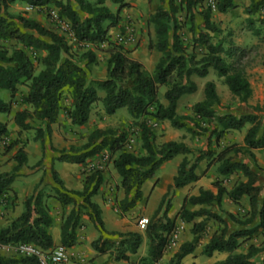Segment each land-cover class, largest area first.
<instances>
[{
    "label": "trees",
    "instance_id": "16d2710c",
    "mask_svg": "<svg viewBox=\"0 0 264 264\" xmlns=\"http://www.w3.org/2000/svg\"><path fill=\"white\" fill-rule=\"evenodd\" d=\"M127 0H0V43L14 42L19 48L8 54L0 48V90L10 93L11 100L18 94V87L25 85L27 92L20 95V105L25 109L15 113L14 123L20 131H26L35 125V140L41 144L43 156L50 140L51 126L56 124L58 116L63 113L74 127L85 126L90 117L92 107L101 102L106 116H113L124 109L135 122L139 130V142L143 153L135 155L125 150L126 134L117 129H96L87 138L81 149L69 148L56 153L53 161L74 165H82L86 160L107 151L112 160V167L120 181L123 198L116 204L115 211L119 216L130 212L142 201L143 184L154 178L156 171L165 162L176 156H187L192 151L182 142L155 143V134L146 119L154 122H169L176 130H185L190 136L204 135L206 150L198 151L197 157L180 162L172 185L161 199L157 210L148 220L144 230L147 241V256L139 264H157L166 248L173 240L177 226L167 217L171 207V197L176 189H181L199 179L195 174L200 161L208 160L207 167L217 164V172L222 177L240 174L245 182L236 181L233 188L226 192L220 181L213 182L217 190H200L197 196L186 197L178 212V218L184 223H194L190 233L192 240L183 244L173 256L169 264H180V261L191 254L205 235L209 220L218 224L217 230L203 247L201 255L211 257L215 252L226 253V259L219 264H264V189L257 185V175L246 164L235 159L238 155L249 154L250 150L264 149V120L260 121L255 114L236 116L229 109L220 105V99L213 82L204 86V98L192 106L190 116L178 115L177 108L181 99L196 92V84L192 78H205L212 69L233 98L240 104H246L252 95V89L240 67L228 64L221 56L224 52L220 44L212 43V36L219 34L220 29L212 21V7L204 3L214 4L219 14H227L236 9L233 0H167V9L158 7L148 17V23L154 30V41L148 43V50H155L160 57L153 72L148 73L143 65L132 59L129 52L117 42H110L108 31L119 24L118 13L114 14L106 5L107 2L118 6L119 10L128 7ZM245 9L251 17L258 12L263 15L258 19L264 26V0H248ZM22 3L35 10L53 6L58 17L65 20L73 34L77 45L82 48L94 47L98 51L105 46L108 54L106 60V76L103 80H90L89 67L95 62L92 50L84 51L80 59L66 38L59 33L45 28L33 19L21 15H11L9 6ZM184 11L189 24L192 42L204 48L205 53L199 59L188 53L183 41L177 35L178 26L175 15ZM197 20L199 23H197ZM202 23V26L200 24ZM251 24L252 21L249 20ZM258 34V33H254ZM35 54V58L30 55ZM29 53V54H28ZM83 63V64H82ZM36 65L40 70L36 73ZM264 66V64H263ZM166 104L160 100V89ZM103 92L99 98L98 92ZM65 95L70 98V105L63 106ZM11 101L0 100V113L9 112ZM217 110L221 112L217 114ZM257 111L258 108H254ZM249 126L244 137L243 146L232 144L215 152L219 141L229 131H240ZM6 125L0 122V138L8 136ZM213 139V141H212ZM17 146L12 142L7 149ZM16 167L11 173H0V206L11 205L14 196L10 195L11 186L27 163V155L23 147L15 151ZM43 159L39 161L42 164ZM51 179L57 186L55 198L61 209L60 242L66 249L76 243V232L81 228V216L99 231L100 237L91 243V248L98 254L116 251V261L129 262L126 253L136 254L142 244L139 233L108 232L101 219L99 206L92 201L103 183L101 171H93L83 180L80 191L68 190L58 173L52 168ZM238 204L245 196L249 210L242 216H234L223 212L217 215L213 207H220L222 196ZM262 197V199H260ZM189 206H201L198 210L189 211ZM225 217L226 221L223 219ZM237 225L230 229L229 225ZM52 218L39 192H33L23 200V211L7 226L0 228V246H16L30 244L42 251L51 250L54 246L49 229ZM261 236L262 242L256 246L249 244L245 251L239 249L247 242ZM118 248L114 247L116 241ZM124 248V249H123ZM0 264H39L35 257L0 255ZM134 264V263H130Z\"/></svg>",
    "mask_w": 264,
    "mask_h": 264
},
{
    "label": "crops",
    "instance_id": "0c3cea01",
    "mask_svg": "<svg viewBox=\"0 0 264 264\" xmlns=\"http://www.w3.org/2000/svg\"><path fill=\"white\" fill-rule=\"evenodd\" d=\"M131 2H132V0L126 1L128 6L131 5ZM235 5H236V3H235ZM113 6H114L113 7L114 11L112 10V13H114V14L118 13V17L120 20H119L118 26L113 29V33L108 34V36L111 35V37L108 38L110 42H116L117 37L122 33L121 28L124 25H126V14L127 15L129 14L130 16L131 15L133 16L135 14V11H130V12L127 11L126 12L127 7L119 10L118 6H116V5H113ZM24 10L26 11V6H25ZM33 11L34 10H29L26 12L30 13ZM232 11H234V10H232ZM212 12L218 13L215 8L212 9ZM225 15H228V13L224 14V16ZM135 39L137 40L136 33H135ZM73 43L75 45H77L75 42H73ZM77 46L80 47L81 49H83L84 51H86L88 49L93 51V53L95 55V62L91 65V69H92L91 79L92 80H103L106 76V60L108 58V54L103 53L104 58H105L104 64L103 65L99 64V66L97 67L95 65L98 63L99 52L97 50H95L94 47H91V46H86L85 48H82L80 45H77ZM133 46H134V44L130 43L128 45H124L123 47L125 48V50H127L129 52V56L130 57L132 56L134 58L135 57L134 52L131 53V50H133V48H134ZM101 66H102V68L99 69V67H101ZM97 71H99V72H97ZM210 75L211 74L208 73L207 77H205V78H196V77L192 78L193 82L196 84V92L189 95V96H186L185 99H182L179 101V102H181L183 100L184 101L185 100L191 101L190 108L188 111H186L183 114L182 113L179 114V112L177 111L178 115H184V114L187 116L191 115L192 106L197 102H201L204 98V86L207 82H213L215 84L216 92L218 91L217 90L218 86L222 85L224 92L228 95L227 97L231 98V94L229 93L227 87L223 84L222 81H220L222 79L217 78V80H218L217 81L214 77H212V75L211 76ZM246 78H247V80L250 84V87L252 89V87L254 86V83H253L254 81L251 80L250 73H248L247 71H246ZM262 78H258L259 79L258 82L260 83V85L262 83H264V73L262 74ZM261 79H262V81H260ZM262 87L264 90V86H262ZM22 88L24 90L18 91V94L12 100H11L9 92L4 91V90H0V100H2L4 103L11 101L9 112L4 113V114L0 113V122L4 123L6 125V128H7L8 133H9L8 137H7L8 139H9V137L11 138V136L13 139L15 137H16V139H19L18 134H15V136H14V134H12L11 132H13V131H15L17 133L21 132L20 129L14 123V115H15V113L26 108V107L20 105V95L21 94L23 95L27 92L26 87H22ZM19 93H21V94H19ZM98 96L100 99L103 98V96H104L103 92L99 91ZM218 97L220 99V105H227L228 101L221 99L219 95H218ZM161 103L164 105L166 104L164 99L161 100ZM263 105H264V95L261 97L260 100H257L256 97L255 98L253 97V89H252V95L248 99L246 104H241L240 107H238V108H237V106H239V104H237L235 109H229L228 112H231L236 116L255 114L259 117L260 120H264V112L263 113L259 112L258 114L253 112L254 108H260L261 109L263 107ZM101 112L103 113V109L101 110ZM126 114H127V112H126ZM156 123H158L159 126H161L165 129V137H164V141L166 140L165 143L170 142V141L182 142L192 151V154L187 155V156H183V155L176 156V157H179L178 162L173 164L171 167H166L165 165L168 164L170 161H172L174 158L171 159L170 161L165 162L162 166H160V168L156 171L154 178L146 181L143 184L142 189H141L142 195H143L142 201L139 204H137V206L134 209H132L130 212H128L129 214L133 215L132 217L128 216L126 219H120L114 214L116 211H115V209H112V207H111V205H112L111 198L107 196L105 191L102 189L103 187H100L98 194L92 198V201L99 206V209L101 212L100 216H101V219L104 223L106 231H108V232H126V233L132 232V233H139L142 236V244L139 247L138 251L136 252V254L126 253V255L129 257V262L116 261L114 259V251L108 252L106 254H98L97 252H95L91 248V243L96 241L100 237V233L89 222V220L86 216H81V219H80L81 228L79 230H77V232H76V243L72 248L67 249V258H66V261L64 262V264H130V263L138 264V262L141 259H143L147 256L146 237H145L144 233L142 234V232H140L141 230L138 228V225H137V227L135 225H133V223H132V221H130V219L135 218L136 215H138L139 211L141 210L143 212V214H142L143 216H142V218H138V220H136V221H139L140 219H147L148 220V218L151 217L154 214V212L157 210V208L161 202L162 197L167 192L168 187L170 185H172L173 179L176 176L177 168H178L180 162L182 161V159L184 157H186L188 160H192L193 154L195 155L194 157H197L198 156L197 152L200 151V148L202 147L201 141H197L199 137L196 138V141L190 140V137H188V134L185 130L173 129L170 126L169 122H167V121L156 122ZM83 128H84V126L83 127L72 126L70 124V121L64 116V114L60 113L58 116L57 123L51 126L50 140L52 141L53 148H57L61 151L64 148H66V146L74 144L72 142H64L63 139L74 138L75 133L83 132ZM248 128H249V126L247 125L240 131H229L227 136L222 139L221 143L224 144L225 147L232 145V144H236V143L240 146H243V137H244ZM237 132H244V134L242 135V137H240V139L238 138V141L236 142L235 140H233V138L236 137L235 133H237ZM169 135L178 136L177 141L170 140L168 137ZM20 138H23V137H20ZM57 144H59V146H57ZM23 149L27 155V163L21 169V172L15 178V180L11 186V191L9 194L10 195L12 194L14 196V200H15V197H17L19 200H21L22 195L25 194L26 188L29 189V190H27V192L28 191L30 192V187H31V189H34L36 181L38 180V174L37 173L36 174L31 173V176H26V175L28 172V168H32L33 166H35V164L37 162H39L41 159H43L42 166L44 167V170H47L48 168L50 169V167H53V169L58 173V175H60L61 180L65 183H66V178H64V176H63L64 174H67L68 172H72V171L77 172L79 170L78 169L79 165L60 163V162L53 161V159L56 158V153H53L49 150H46L45 155L43 156L42 150H41V144L38 141L35 142V141L30 140L26 144L25 148H23ZM204 150H206V146L203 148V151ZM249 153L253 156V158H251L249 154H243V155L240 154L236 157L235 161L236 162H239V161L243 162L254 173H256L257 178H258L257 179V185L264 189V149L250 150ZM96 161H94V162H96ZM207 165H208V160L203 159L202 161H200L197 168L195 169V174L199 177V179L193 183H190L189 185H187L181 189H176L174 191L171 207L167 212V217L170 220L175 222V224L177 226V230L173 236L172 242L166 248L161 260L157 264H169L170 260L179 251L180 247L183 244L190 242L192 240V235L190 233V230H191L193 224L198 223L202 220V218H196L191 223H184V222L180 221V219L178 218L177 215H178V212H179L180 208L182 207L183 201L186 197L197 196L199 194L200 190H204V191L208 190V191H211L213 194H216L217 190L212 186L213 182H215V181H220L221 187H223L226 190V192H229L233 188L236 181H241V182L246 181V179L244 177L240 176V174H232L228 177H222L217 172V167H218L217 164H213L209 167H207ZM9 166H10V169L1 168L0 170L2 172L4 170V172L10 173V171L16 167V162L14 160H12V162L9 164ZM165 167H166V169H164ZM37 169L38 168H36L35 170H37ZM100 169H101V167H99V170ZM5 170H7V171H5ZM34 171H32V172H34ZM115 172H114V174H116V178H119L117 173H115ZM70 178L72 179L71 176H70ZM118 184H119V179H118ZM18 186H20V189L18 188ZM81 189H82V185L80 184L79 186H76L71 190L80 191ZM20 190H22V191H20ZM27 192H26V194H28ZM153 192H154L153 200L150 201V197H151ZM123 196H124L123 191L120 189L119 194H118V201H120L123 198ZM103 199L105 201H103ZM260 199H262V197ZM199 208H201V206H195L194 207V206L186 205V209L189 211H195V210H198ZM18 209L20 210L21 207H18ZM248 210H249V205H248L247 198L245 196H243L239 200L238 204H234L229 200V198L227 197L226 194H224L222 196L220 207H218V206L213 207V212L217 215H221V213L223 211V212L232 214L234 216H240V217H242ZM126 215H127V213H126ZM223 219L226 221L224 216H223ZM208 223H209L208 225L213 228L212 230H210V234L208 236V239L203 244L198 243L196 248L194 249V251L191 254L185 256L180 261V264H219L226 259V257H227L226 253L215 252L211 257H206V259H204L205 256L201 255V251H202L203 247L208 243L210 237L214 234V232L219 227V226L217 227L218 224L216 225V223L212 220H209ZM60 225H61V218L59 219V221L58 220L56 221L54 219L52 221V225L49 229V232H50V235L52 237L53 244H54L53 248L58 246V245H61V242H60ZM136 228H138V231ZM230 229L233 230V228H230ZM261 242H262V237L258 236L255 239H253L247 243H248V245L253 244V245L258 246L261 244ZM2 256L9 257L10 255H2Z\"/></svg>",
    "mask_w": 264,
    "mask_h": 264
},
{
    "label": "rangeland",
    "instance_id": "374dc122",
    "mask_svg": "<svg viewBox=\"0 0 264 264\" xmlns=\"http://www.w3.org/2000/svg\"><path fill=\"white\" fill-rule=\"evenodd\" d=\"M233 1L236 3V9H234V11H230L228 15L224 16V14L222 15L216 12H212V21L216 25H218L220 29L219 34H214L212 36V43L216 45L217 44L222 45L224 52L221 54V56L225 59V61L228 64L234 65L235 67L242 68L245 72V76H246V71L250 73V78L251 80L254 81L253 82L254 86L252 87L253 97L254 98L256 97L257 100H260L261 97L264 95V90L262 87L264 86V83L261 82L262 84L260 85V83L258 82L259 81L258 78H262V74L264 73V66H263L264 64V26H260L258 19L263 15V12L262 11L258 12L256 15L249 17L245 13V9L249 5V1L248 0H233ZM106 5L111 11L113 10L114 6L111 3L107 2ZM206 5H211L213 9V5L211 2L206 1L204 3V7H206ZM160 6L167 9L168 8L167 0H132L131 5H129L126 8V12L135 11V14L133 16L126 14V25H128V23L132 24L134 33H136V38H137V40L135 39L134 42H132L134 44L133 46L134 48L133 50H131V53L134 52L135 57L133 58L131 56V58L140 62L143 65L144 69L150 74L153 72L155 64L157 63L160 57V54H158L155 50H152V51L148 50V43L150 41H154V37H155L153 27L148 23V17L152 15L156 11V9ZM24 8H25V5L18 2V3H15L9 6L8 12L14 16L21 15L25 18L33 19L37 21L38 23H40L45 28L50 29L56 33H59L58 32L59 28H57V23H55V20L59 19L60 21L61 19L58 17L57 10L53 6H50L49 8H44V9H35L33 12H30V13L26 12ZM249 20L252 21L251 24L249 23ZM175 21L178 26V30L176 33L177 35H179L184 45L186 46L187 52L193 53L196 56V58L199 59L200 56L205 53V50L204 48L193 44L192 37L189 33V24L185 18V14L183 10L180 12L179 11L177 12V14L175 15ZM197 23H199L198 20H197ZM200 26H202V23L200 24ZM113 29H110L108 31V34L109 33L112 34ZM121 32L124 33V26L121 28ZM255 32L258 34H254ZM110 37L111 35H109V38ZM66 41L70 45L72 52L76 55V60L78 61L82 53L84 52V50L78 47L77 45H75L72 41H69L67 39ZM0 48L6 49L8 51V54H11V52L16 48H19V46H16L14 42L10 41L7 43H0ZM105 50H106L105 46H100V48L98 49V52H99L98 63L95 66L98 67L99 64H102V65L104 64L105 58H104L103 53H106ZM100 68H102V66L99 67V69ZM39 70H40V66L36 65V70H35L36 73ZM209 74H211L212 77H214L217 80L218 77L216 76L215 72L212 69L209 70ZM91 75H92V69L90 66L88 70V76L90 80H92ZM262 79L260 81H262ZM22 87H26V86L25 85L19 86L18 91L20 90L23 91L24 89ZM217 90H218L217 94L220 96V98L225 101H228L227 105H221L224 109L226 108L235 109L237 104H239L237 108L240 107L241 104L236 98H233L232 96L231 98L227 97L228 95L224 92L222 85H219ZM163 93H164V88H161L160 89V99L161 100H163V97H162ZM185 98L186 97H184L183 99ZM190 104H191V101H188V100L187 101L183 100L179 102L178 109H177L179 114L181 113L183 114L186 111H188L190 108ZM62 105L63 106L70 105V98L68 95H65V99ZM101 110H102V105L100 101L93 105L91 113H90L89 121L84 126L83 132L75 133L74 138L63 139L64 142L74 143L72 145L66 146V148H64L63 150H68L69 148L81 149L83 145L86 143L88 136L96 129H102V130L117 129V130H123L126 134V142L124 144L125 150L130 153H134L135 155H141L143 151L141 149L140 142H139V130L136 124L137 122L133 121L129 116H127L128 114H126V111L124 109L119 110L113 116H106L104 112L103 113L101 112ZM220 112H221L220 110H217V114H219ZM253 112L257 114L259 112L263 113L264 105L261 109L258 108L257 111H253ZM146 121L148 122L149 126L151 127L152 131L155 134V143L157 145L165 143L166 141V140L164 141L165 129L159 126L158 123L150 119H146ZM260 121H263V120H260ZM33 125L34 126L32 129H29L26 131H21L19 133L15 131L11 132L12 134H14V136L15 134H18L19 139H16V137L13 139L12 136L11 138L9 137L8 145H10V143L15 141L17 142V146L8 150L7 149L8 145H7L4 148L0 149V169L1 168L10 169L9 164L12 162V160H14L13 157H14L15 151L20 147L25 148L26 144L30 140L36 142L35 125L37 124L33 123ZM243 134L244 132L235 133L236 137L233 138V140L237 142L238 138L240 139V137H242ZM20 137H23V138H20ZM168 137L170 140L177 141L178 139V136L176 135H169ZM188 137H190V140H194V141H196V138L199 137L197 141H201L202 147L200 148V151H203V148L206 146V137L204 135L199 134L198 136L192 137L188 134ZM221 142H222V139L219 141L218 148L214 147V145L212 144V150L215 152H218L222 148H224L225 146ZM52 145H53L52 141L49 140L46 146L47 148L50 146L51 149H47V150L52 152V147H53ZM57 146H59V144H57ZM53 149H55L56 151H60L57 148H53ZM194 156L195 155L193 154V157ZM115 157L116 156L114 155L110 156V154L107 151H104L100 153L99 155L86 160L84 164L79 165V168H78L79 170L77 172L72 171V172H68L67 174L63 175L64 178H66V183L64 182V187L68 190H71L74 187L79 186L80 184L82 185L85 177L91 172L101 171L103 174V183L101 187H103L102 189L105 191L107 196L111 198V202H112L111 207L112 209H115L114 207L118 203V194L120 191V187L118 186L119 178H116V174H114L115 171L112 167V160ZM178 158L179 157L174 158L172 161H170L165 166L171 167L173 164L178 162ZM99 167H101L100 170H99ZM166 167L164 169H166ZM36 168L38 169L35 170ZM52 168L53 167H50V169L48 168L47 170H44V167L42 166V164H39V162H37L35 166H33L32 168H28V172L26 176H31V173L38 174V180L36 181L34 189H31L30 187V192L29 191L27 192V190L29 189L26 188L25 194L22 195L21 200L15 197V200H13L11 205L0 206V228L7 226L12 220L17 218L21 214L20 212L23 211L24 198L30 196L33 192H39L42 195L45 205L47 206L48 213L52 217V221L54 219L56 221L57 220L59 221L62 215L67 214L69 212L71 206L67 207V209L63 211L56 201L55 189L57 186L53 183L51 179V169ZM12 171L13 169L10 171V173ZM0 173H6V172H4V170L3 172L0 170ZM70 176L72 177L73 180L70 178ZM18 188L20 189V186H18ZM26 192L28 194H26ZM153 194L154 192L152 193L150 197V201L153 200ZM172 198H173V195L171 197V203H172ZM103 201L105 200L103 199ZM18 207H21V209L19 210ZM114 214L120 219H126L128 216L130 217L133 216L132 214H129V213H127V215L124 214L123 216H119L118 213L116 212ZM142 214L143 212L140 210L138 215H136L135 218L130 219V221H132L133 225H135L136 227H137V222H138L136 220H138V218H142L143 216ZM151 217H149L148 220H150ZM208 222H207L206 233L205 235H203V237L199 241V244H203L208 239L210 230L213 229L212 227L208 225L209 224ZM231 228L233 229L237 228V225H232ZM136 229L138 231V228ZM140 232H142V234L144 233V231H140ZM119 233H126V232H119ZM112 240L116 241L114 244V247L117 249L118 248L117 243L119 242V240H116V239H112ZM247 245L248 243L243 245L239 249V251L241 252L245 251ZM12 247H15V246H12ZM0 255H10L9 257H13L16 255V253L14 252L13 249L0 248ZM115 255H116V251H114V256ZM204 259H206V257H204Z\"/></svg>",
    "mask_w": 264,
    "mask_h": 264
},
{
    "label": "built area",
    "instance_id": "2783aa9c",
    "mask_svg": "<svg viewBox=\"0 0 264 264\" xmlns=\"http://www.w3.org/2000/svg\"><path fill=\"white\" fill-rule=\"evenodd\" d=\"M213 8L214 4L212 3ZM33 10L26 6V11ZM55 23H57V28H59V34L64 36L67 40L75 42L73 38L72 31L70 29V25L65 20L56 19ZM135 40V33L131 23L128 25H124V33H121L116 42L121 45H128ZM30 55L35 58V54L30 51ZM9 139L7 137L0 138V149L4 148L8 145ZM147 219H140L137 223L138 228L141 231H144L147 226ZM3 249H13L16 255L22 257H35L39 264H63L67 258V249L62 245H58L51 250L42 251L37 247L30 244H18L15 247L12 246H0Z\"/></svg>",
    "mask_w": 264,
    "mask_h": 264
}]
</instances>
